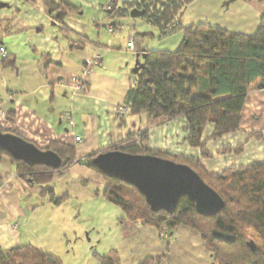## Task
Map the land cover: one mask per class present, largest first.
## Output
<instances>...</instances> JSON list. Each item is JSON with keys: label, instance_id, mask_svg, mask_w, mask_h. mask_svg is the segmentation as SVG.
Wrapping results in <instances>:
<instances>
[{"label": "crops", "instance_id": "1", "mask_svg": "<svg viewBox=\"0 0 264 264\" xmlns=\"http://www.w3.org/2000/svg\"><path fill=\"white\" fill-rule=\"evenodd\" d=\"M66 1L82 10L68 14L65 24L77 35L96 42L95 45L74 47L70 44L71 38L76 37L60 33L43 0H0V46L6 48L7 55L17 58V69L4 68L0 55V107L6 112L0 118V126L4 130L41 148L59 141L71 144L78 160L110 144H132L144 131L148 132L150 149L200 160L209 174L264 160V85L259 80L251 84L245 98L240 131L212 139L214 125H207L202 140L212 155L203 157L201 150L187 141L185 117L153 120L146 112H116L134 84L135 69L143 62L137 58L133 66L132 55L136 52L130 47L137 18L108 19L106 6L110 1L121 5L135 0ZM263 11L264 0H196L185 10L188 15L183 13L182 22L199 21L252 35L260 26ZM111 22L116 24L113 32L107 29V23ZM128 25L134 31L127 32L129 51L123 52L120 40L114 44L118 38L114 32ZM109 33H114V38H105ZM102 47L107 49L101 51ZM94 51L100 55L101 63L92 66L87 89L73 94L72 82L62 85L61 81H71L73 76L81 75ZM65 114H72L74 121L71 123ZM252 132H258L260 137H249ZM78 136L82 138L79 143ZM237 145L242 146L239 152L218 153L224 147ZM69 183L78 186L95 183L103 189L106 186L102 175L82 162L55 174L49 185L59 196L57 189L66 190ZM30 186L17 174L10 156L5 155L0 162V247L3 249L32 244L27 242L26 234L39 227L32 217L44 206L58 207L48 195L41 194L44 186L36 190L42 198L40 204L25 198L24 194L31 192ZM136 224H139L137 230L142 228L139 222Z\"/></svg>", "mask_w": 264, "mask_h": 264}, {"label": "trees", "instance_id": "2", "mask_svg": "<svg viewBox=\"0 0 264 264\" xmlns=\"http://www.w3.org/2000/svg\"><path fill=\"white\" fill-rule=\"evenodd\" d=\"M195 1L135 0L121 5L110 1L108 5L114 4L113 9L108 10L106 6V11L108 19L117 20L130 17L131 10L138 8L144 10L141 18L157 27L161 37L170 35L169 29L184 32L182 43L174 50H147L143 48L147 33H135L133 47L144 61L135 69L134 84L127 91L123 105L130 109L129 113L146 112L153 120L165 118L172 121L185 117L188 143L199 148L203 157H210L212 154L202 140L207 125H214L212 139L240 131L243 105L251 84L259 80L264 85V11L257 32L247 35L199 21L184 24L182 14ZM43 2L53 14L60 33L76 37L71 38L70 44L74 47L96 44L87 36L77 35L65 24V17L78 14L82 10L80 7L66 0ZM1 64L4 68L17 69V58L7 55ZM249 137L259 138L260 134L252 132ZM148 139V132L144 131L132 144H110L83 160L77 159L73 145L53 142L44 149L60 155L63 164L59 169L31 166L2 150L0 162L5 155L10 156L17 174L30 185L40 186L49 185L55 174L78 162L97 171L106 186L103 190L96 187L93 194L118 205L125 214L120 218L121 222H139L142 228L138 232H145L142 230L147 227L155 230L144 235L154 233L159 244L149 238L148 245L153 246L154 252L147 254L139 264H163L171 256L176 231L182 227L199 236L203 251L210 256L212 264H264V160L225 168L214 175L205 170L200 160L150 149ZM241 149V145L227 146L218 153L239 152ZM109 151L154 155L187 164L221 195L225 206L217 215L205 217L196 211L195 203L184 196L173 214L164 210L154 212L135 186L107 177L93 165L92 160L97 155ZM41 194L48 195L56 205H61L70 196L69 193L57 196L47 188ZM99 261L100 264H122L116 250L99 256ZM61 263L57 256L33 244L8 250L0 247V264Z\"/></svg>", "mask_w": 264, "mask_h": 264}, {"label": "rangeland", "instance_id": "3", "mask_svg": "<svg viewBox=\"0 0 264 264\" xmlns=\"http://www.w3.org/2000/svg\"><path fill=\"white\" fill-rule=\"evenodd\" d=\"M183 13L187 14L185 11ZM137 20L136 32L147 33L143 43V48L147 50H174L183 41L184 32L181 30L161 37L157 27L143 19ZM128 31H134L132 25L114 32L118 37L114 39V44L120 40L123 52L129 51ZM113 34L109 33L105 38H114ZM103 47L101 51L107 49ZM132 56L133 66L137 58L141 63L144 61L142 55L135 53ZM98 186L103 190L101 185L95 183L87 186L69 183L66 190L70 196L61 205H41L42 208L32 217L39 227L26 234L27 242L50 250L61 260V264H100L99 256L113 250L118 252L122 264H139L147 254L154 252L153 246L148 245L149 238L152 241L154 238V243L159 244L154 233L151 236L147 234V237L144 235L155 230L147 227L142 230L145 232H138L136 227L139 224L121 222L120 218L125 214L118 205L94 196ZM38 187L40 185L33 184L30 186L31 192L24 194L25 198L35 200L34 204H40L42 199L36 191ZM44 188L51 189L50 185ZM57 190L60 195L66 191L61 188ZM171 244V256L163 264H212L210 256L203 251L199 236L189 228L177 230Z\"/></svg>", "mask_w": 264, "mask_h": 264}, {"label": "water", "instance_id": "4", "mask_svg": "<svg viewBox=\"0 0 264 264\" xmlns=\"http://www.w3.org/2000/svg\"><path fill=\"white\" fill-rule=\"evenodd\" d=\"M143 15L144 10L138 8L130 13L133 18ZM0 150L31 166L59 169L63 164L60 155L53 150L41 148L16 133L3 131L1 126ZM92 163L107 177L135 186L154 212L164 210L173 214L184 196L193 201L196 211L205 217L217 215L225 206L221 195L187 164L123 151L101 153Z\"/></svg>", "mask_w": 264, "mask_h": 264}, {"label": "built area", "instance_id": "5", "mask_svg": "<svg viewBox=\"0 0 264 264\" xmlns=\"http://www.w3.org/2000/svg\"><path fill=\"white\" fill-rule=\"evenodd\" d=\"M114 4H109L107 5V9L111 10L113 9ZM107 29L109 32H113L115 30L114 28V23H107ZM169 34H173L174 30L173 29H169L168 30ZM130 47L133 49V41L130 40ZM0 55L2 57H6L7 56V50L4 46H0ZM101 63V57L100 55L94 51L91 55L90 60L87 61L83 72L81 75H75L71 78V81H67V80H63L61 81L62 85H70V83L72 82V88H73V94H75L76 92H84L87 89V78L88 76L91 74L92 71V66L96 65V64H100ZM71 87V86H70ZM130 111V109L128 107H126L125 105H119L116 108V112L117 113H124V114H128ZM6 116V112L0 107V118L1 117H5ZM65 117H67L70 122L72 123L74 121V117L72 114H65ZM82 141L81 137H76V142L79 143ZM164 236H167V234L165 233Z\"/></svg>", "mask_w": 264, "mask_h": 264}]
</instances>
